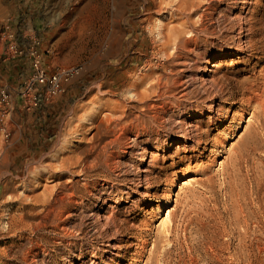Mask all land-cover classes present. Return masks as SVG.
<instances>
[{
    "label": "rangeland",
    "instance_id": "rangeland-1",
    "mask_svg": "<svg viewBox=\"0 0 264 264\" xmlns=\"http://www.w3.org/2000/svg\"><path fill=\"white\" fill-rule=\"evenodd\" d=\"M194 2L190 29L163 46L160 0H0L1 85L18 91L30 72L8 54L11 35L22 45L37 37L48 71L74 69L53 100L31 112L18 103L0 135V264H264V118L232 119L239 104L209 100L210 80L237 98L238 82L263 65L238 46L264 44V0ZM186 127L205 134L200 153L175 142ZM71 153L87 171L59 168ZM98 155L107 162L95 165ZM139 231L149 246L136 262Z\"/></svg>",
    "mask_w": 264,
    "mask_h": 264
},
{
    "label": "bare ground",
    "instance_id": "bare-ground-1",
    "mask_svg": "<svg viewBox=\"0 0 264 264\" xmlns=\"http://www.w3.org/2000/svg\"><path fill=\"white\" fill-rule=\"evenodd\" d=\"M223 1V0H222ZM210 2V1H209ZM208 4V3H207ZM213 2H210L208 5H207V9H213ZM243 4V3H242ZM206 5V4H205ZM215 6V5H214ZM197 9H199V4L198 3H195L194 0H160V9H159V12H158V15L159 17L156 19V33H157V37L162 40V45L166 46L168 44H170V42L174 39H180L181 36H183V34L185 33L186 29H190L189 28V24H191L193 22V14L197 11ZM204 9V7H203ZM202 12V11H201ZM212 13V12H211ZM199 14V13H198ZM203 15V14H202ZM239 15V14H238ZM211 16V15H210ZM200 17V16H199ZM196 18V17H195ZM195 20V19H194ZM247 20V19H246ZM250 20V19H249ZM199 21V20H198ZM241 21V20H240ZM245 22V21H244ZM246 23V22H245ZM249 24V23H248ZM252 24V23H251ZM243 25V24H242ZM247 26V25H246ZM238 27V26H237ZM250 27V26H249ZM239 28V27H238ZM241 28V27H240ZM242 29V28H241ZM245 29V28H244ZM248 29V27H247ZM246 29V30H247ZM154 30V28H153ZM243 31V30H242ZM251 32V31H250ZM188 33V32H187ZM198 33V32H197ZM200 33V32H199ZM240 33V32H239ZM249 33V31H248ZM191 34V33H190ZM209 35V34H208ZM248 36V35H247ZM261 37V36H259ZM262 38V37H261ZM263 39V38H262ZM261 39V41H262ZM182 40V39H181ZM264 40V39H263ZM185 41V40H184ZM183 41V43H184ZM189 41V40H188ZM238 41V40H237ZM260 41V40H259ZM240 42V41H239ZM238 42V43H239ZM250 41H247L244 45H239L238 46V50L241 51V52H246L250 58L251 57H257V55L259 54V56L257 57L258 58V62H257V66L258 64H263L261 67H259L260 69L257 71L256 73V76H254L253 78L252 77H249V78H246V79H241L238 84H237V88H239L238 92H240L239 96L236 98L234 97L232 94L231 91H224L222 86L218 85V83L215 81V80H210V93H212V96L211 98L209 99L211 101L212 98L214 97H218V98H222L221 100L222 101H230L233 105L235 104H239V107L238 109L240 110V112H238V110H234L231 118L232 119H235L234 117H237L238 116V119L241 120L243 118H245V113H249L250 112V116L251 117H254V116H260L261 118H264V44H262L259 48L257 47H254L253 45H251L249 43ZM182 43V42H181ZM256 46V45H255ZM178 47V46H177ZM187 48V47H186ZM172 51V50H171ZM233 51V50H232ZM165 53V51H164ZM179 53V52H177ZM234 53V52H233ZM232 52H222L220 53V57H226V56H232V55H235V53L233 54ZM238 53V52H237ZM236 53V54H237ZM245 53V54H246ZM168 55V54H167ZM176 56V55H175ZM181 56V55H180ZM247 56V55H246ZM174 57V56H173ZM182 57V56H181ZM179 57V58H181ZM176 58V57H174ZM184 58V57H183ZM177 59V58H176ZM248 59V58H247ZM186 60V59H185ZM184 61V60H183ZM174 62V61H173ZM181 62V61H180ZM147 64V63H146ZM150 66V65H149ZM164 69V68H163ZM253 69V68H252ZM152 71V70H151ZM254 71V70H253ZM155 72V71H154ZM250 73V72H249ZM253 73V72H252ZM251 73V74H252ZM152 75V74H151ZM132 76V75H131ZM247 76V75H246ZM252 76V75H251ZM131 78V77H130ZM146 78V77H144ZM245 78V76L243 77ZM143 79V78H142ZM174 79V78H173ZM179 79V78H178ZM212 79V78H211ZM148 80V79H147ZM151 80V79H150ZM238 80V79H237ZM143 80H141V83H142ZM145 82V81H143ZM153 82V81H152ZM157 82V81H156ZM237 82V81H236ZM134 84H137L136 87H138V82H133ZM158 83V82H157ZM131 84V83H130ZM133 84V85H134ZM234 84V83H233ZM132 85V84H131ZM131 85H129L131 87ZM135 86V85H134ZM157 86V85H156ZM155 86V87H156ZM236 86V85H235ZM208 87V88H209ZM216 87L218 88L216 90ZM135 88V87H134ZM157 88V87H156ZM231 88V87H230ZM233 88V87H232ZM157 90V89H156ZM235 90V89H234ZM129 92V91H128ZM139 92V91H137ZM136 92V93H137ZM141 92V91H140ZM144 92V91H142ZM235 92V91H234ZM132 93V92H131ZM145 93V92H144ZM130 94V93H129ZM156 94V93H155ZM158 94V93H157ZM136 95V94H135ZM132 96V95H131ZM210 96V95H209ZM95 97V96H94ZM144 95L143 93H138L137 95V98L139 101L141 102H145L144 101ZM167 97V96H166ZM100 98L97 96L95 97V100H99ZM149 99V98H148ZM101 101V100H99ZM105 101V100H104ZM220 101V100H219ZM99 103V102H98ZM102 104H105V102H100ZM165 106V105H164ZM144 107V106H143ZM147 107V106H146ZM145 108V107H144ZM200 108V107H199ZM208 108H210L209 111H218L220 110L221 108V104H217L215 105L214 102H211L209 105H208ZM153 109V108H152ZM161 109V108H160ZM158 110V109H157ZM200 111V110H199ZM221 111V110H220ZM149 113V112H148ZM218 113V112H217ZM220 113V112H219ZM97 114V113H95ZM94 114V115H95ZM142 114V112H141ZM138 115V114H137ZM158 115V114H157ZM159 116V115H158ZM258 116V117H259ZM135 117V116H134ZM153 117V116H152ZM215 117V116H214ZM154 118V117H153ZM260 118V119H261ZM92 119V118H91ZM139 119V118H138ZM137 119V120H138ZM152 119V118H150ZM162 119V118H161ZM214 119V118H213ZM154 120V119H153ZM91 121V120H90ZM95 121V120H94ZM249 121V119H248ZM197 122V121H196ZM91 122H89L90 124ZM152 123V122H151ZM155 123V122H154ZM158 123V122H157ZM248 123V122H247ZM93 124V123H92ZM125 124V123H124ZM197 124V123H196ZM250 123H248L249 125ZM252 124V123H251ZM120 125V124H119ZM131 126V125H130ZM135 125H133V129L136 130L138 132V134H145V135H150L151 132H153V130H149V127H142V130L139 132V129L135 128L134 127ZM140 126V125H139ZM159 126V124H158ZM168 126V125H167ZM191 126V125H190ZM193 126V125H192ZM117 127V125H116ZM121 127V126H120ZM194 127H196L194 125ZM261 127V126H260ZM130 128V127H129ZM132 128V127H131ZM158 128V127H157ZM95 129V128H94ZM160 129V128H159ZM162 130V129H161ZM196 131V129H195ZM123 132V131H122ZM122 132H119L122 134ZM155 134L158 135V130H154ZM180 139H176L175 142H178L180 143V141H182V139H186V140H189V141H193L195 142V151L200 153V150H199V147L201 148V146H199V143H202V140L205 139L204 136L205 134L202 132V131H199L200 133H194V129L193 128H189L187 129H183L180 131ZM95 133H97V131H95ZM206 133V132H205ZM229 133V132H228ZM259 133V132H258ZM117 134V133H116ZM121 134H118L115 136V139H114V143H119V140L120 138L123 136H121ZM124 134V133H123ZM160 134V133H159ZM115 135V134H114ZM256 135V134H255ZM144 136V135H143ZM223 136V135H222ZM151 137V136H150ZM160 137V136H159ZM158 137V138H159ZM84 138V136H83ZM126 138V136H125ZM161 138V137H160ZM82 139V138H81ZM124 139V138H123ZM84 140V139H83ZM122 140V139H121ZM160 140V139H158ZM158 140L154 141V142H157L158 143ZM185 140V141H186ZM80 141V140H79ZM82 141V140H81ZM129 142V141H128ZM153 142V141H152ZM204 143L206 142V140L203 141ZM151 143V142H150ZM217 140H215V142L211 145L213 148L217 145ZM222 143V141H221ZM116 144V145H117ZM120 144H121V141H120ZM158 145V144H157ZM224 145V144H222ZM73 146V145H71ZM113 147V146H112ZM116 147V146H115ZM76 148V147H75ZM105 148V147H104ZM137 148V147H136ZM205 148V147H203ZM211 148L210 151H214V149ZM78 149V148H77ZM111 149V148H110ZM75 150V149H74ZM73 151V150H71ZM112 151V150H111ZM194 151V152H195ZM107 152V150H106ZM195 152V154H197ZM73 153V152H72ZM71 153V154H72ZM102 154V152H100ZM114 153V152H113ZM219 153V152H218ZM229 153V152H228ZM67 154V153H66ZM76 154V153H75ZM107 154V153H106ZM109 154V153H108ZM111 154V152H110ZM109 154V155H110ZM243 154V153H242ZM64 155V154H63ZM203 155V154H202ZM230 155V154H229ZM65 158H61L59 160V168L65 172V171H69L70 168H72V170H74L73 168L77 167L78 165H81V162L83 161L81 158L77 156H74L73 154L72 155H64ZM101 156V155H100ZM99 155L96 156L92 161L94 162V164L96 165V163H102V162H107L106 158L102 159L101 156L100 157ZM105 156V155H104ZM111 156V155H110ZM109 156V157H110ZM195 156V155H194ZM194 156L190 155L189 158L187 159L188 163L190 164L191 162H193V159H194ZM59 157V156H58ZM81 157V156H80ZM182 157V156H181ZM229 157V156H228ZM242 157V156H241ZM240 157V158H241ZM83 158V157H82ZM235 158V157H234ZM250 158V157H249ZM134 159V158H133ZM178 160L176 161V159H173L172 158V163L171 165H173L174 167L177 165V163H179L180 161L179 160H182V158H177ZM246 159V158H245ZM235 160V159H234ZM237 160V159H236ZM110 162V161H109ZM153 162V161H152ZM156 162V161H154ZM197 162V161H196ZM170 163V162H169ZM187 163V164H188ZM222 163V162H221ZM224 163V162H223ZM93 164V166H94ZM105 164V163H104ZM188 164V165H189ZM196 164V163H195ZM199 164V163H198ZM83 165H84V162H83ZM81 165V169L80 170H86L85 167ZM87 165V164H86ZM89 165H92V164H89ZM132 165V164H131ZM191 165V164H190ZM58 166V165H57ZM88 166V165H87ZM102 166V165H101ZM56 167V166H55ZM54 167V168H55ZM91 167V166H89ZM96 167V166H95ZM121 167V166H120ZM156 167V166H155ZM199 167V166H197ZM58 168V167H56ZM55 168V169H56ZM78 168V167H77ZM191 168V167H190ZM225 168V167H224ZM237 168V167H236ZM76 169V168H75ZM113 169V168H112ZM117 169V168H116ZM59 170V169H58ZM57 170V171H58ZM80 170H76L77 173H79ZM221 170V169H220ZM224 170V169H223ZM238 170V169H237ZM87 171V170H86ZM201 171V170H200ZM74 172V171H73ZM191 172V171H190ZM210 172V171H209ZM208 172V173H209ZM201 173V172H200ZM206 173V172H205ZM238 173V172H237ZM258 173V172H257ZM234 174V173H233ZM172 175V174H171ZM205 175V174H204ZM207 175V174H206ZM235 175V174H234ZM231 176V175H230ZM240 176V175H239ZM155 177V176H154ZM232 177V176H231ZM70 178V177H69ZM258 178V177H257ZM34 179V178H33ZM36 180V179H35ZM145 180H147L145 178ZM234 180V179H233ZM141 181V180H140ZM189 181V180H188ZM187 180L183 181V185L188 183ZM197 182V181H196ZM66 183V182H65ZM138 183V182H137ZM148 183V182H147ZM166 183V182H165ZM170 183H173V180L170 179L169 182ZM229 183V182H228ZM256 183V182H255ZM234 185V184H233ZM54 187V186H53ZM127 187V186H126ZM148 187V186H147ZM169 190H164L162 191V194L163 196L161 197H164L165 199L167 200H170L171 199V195L170 193L168 192ZM35 197V196H34ZM163 198V199H164ZM37 200V199H36ZM175 201V200H174ZM37 203V202H36ZM160 205V204H158ZM190 206V205H189ZM179 207V206H178ZM138 208V207H137ZM191 208V207H190ZM189 209V208H188ZM173 209L167 211V216L165 218L164 221H162L161 223V226H162V233L164 234H169L170 233V230H171V223H172V216H173ZM194 210V209H193ZM202 213V212H201ZM112 223V222H111ZM181 224V223H180ZM202 225V224H201ZM180 226V225H179ZM179 229V228H178ZM196 229V228H195ZM11 230V229H10ZM195 232V231H194ZM202 232V231H201ZM200 232V234H201ZM204 232V231H203ZM160 235V234H159ZM200 236V235H199ZM143 231H139L138 233H136L134 235V238H135V241L136 242V251L132 254L133 256V261H136V262H140L143 257H144V254L146 253V250H147V246H149L147 243V240L143 238ZM126 240V239H125ZM169 243V242H168ZM164 244V243H163ZM39 245V244H38ZM152 245V244H151ZM154 246V245H153ZM36 247H37V244H36ZM116 247V246H115ZM123 247V246H122ZM166 247V246H165ZM169 248V247H168ZM94 249V248H93ZM165 249V248H164ZM163 249V250H164ZM34 250V249H33ZM156 250V246H154V251H151V255H154V252ZM38 253V252H37ZM115 254V253H114ZM117 254V253H116ZM128 254V253H127ZM122 259V258H121ZM109 260L111 262H113L115 259L114 257H110ZM149 260V259H148ZM132 261V260H131ZM111 262H106L105 264H112ZM118 264V263H117ZM135 264V263H134Z\"/></svg>",
    "mask_w": 264,
    "mask_h": 264
},
{
    "label": "built area",
    "instance_id": "built-area-1",
    "mask_svg": "<svg viewBox=\"0 0 264 264\" xmlns=\"http://www.w3.org/2000/svg\"><path fill=\"white\" fill-rule=\"evenodd\" d=\"M10 38L8 54L13 58H24L29 64L30 72L18 91L0 84V135L6 140L9 136V120L14 110L13 95H18L21 107L30 111L37 106L40 99L51 101L64 92V85L74 72V69L65 68L48 71L42 63L40 40L37 37L31 38L27 45H22L12 35Z\"/></svg>",
    "mask_w": 264,
    "mask_h": 264
},
{
    "label": "crops",
    "instance_id": "crops-1",
    "mask_svg": "<svg viewBox=\"0 0 264 264\" xmlns=\"http://www.w3.org/2000/svg\"><path fill=\"white\" fill-rule=\"evenodd\" d=\"M25 62V65H27L28 63L25 61V59L24 58H22L20 61H19V64H20V62ZM27 63V64H26ZM42 63H43V60H42ZM28 66H29V64H28ZM30 68V67H29ZM13 102H14V110H15V108H16V106H17V104L19 103L20 104V102H21V99L20 98H18V99H13ZM21 108V107H20ZM13 110V111H14ZM19 110H22L23 112L25 111V110H23L22 108L21 109H19ZM25 112H31V111H25Z\"/></svg>",
    "mask_w": 264,
    "mask_h": 264
}]
</instances>
